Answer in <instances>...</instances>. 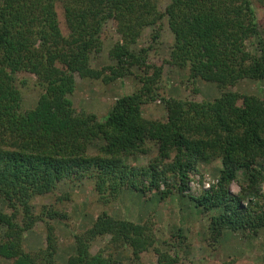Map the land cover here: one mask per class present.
<instances>
[{"label": "trees", "instance_id": "1", "mask_svg": "<svg viewBox=\"0 0 264 264\" xmlns=\"http://www.w3.org/2000/svg\"><path fill=\"white\" fill-rule=\"evenodd\" d=\"M256 4L264 10V0H171L164 7L160 0H0V257L8 264H116L113 253L92 250L97 238L109 235L114 249L131 248L134 261L152 255L156 264H192L182 256L188 246L181 229L164 250L151 221L107 211L74 234L75 249L61 261L51 220L68 214L53 204L38 211L33 201L62 184L87 181L104 203L125 189L158 192L162 199L173 189L184 195L191 173L216 160L218 182L188 195L212 212L210 244L227 230L258 235L264 228V98L233 89L247 79L264 84V23ZM166 24L173 41L169 57L159 59L154 44ZM108 27L119 35L109 51L113 63L97 68L92 56L103 50ZM147 29L146 45L136 48ZM166 64L188 69L189 97L167 95ZM23 72L43 88L26 110L17 86ZM76 74L105 84L134 76L139 86L100 119L74 108ZM199 80L215 83L220 94L202 97ZM156 100L163 101L166 120L144 115L143 105ZM140 156L148 162L127 161ZM39 222L47 226L45 244L27 250L25 236Z\"/></svg>", "mask_w": 264, "mask_h": 264}, {"label": "rangeland", "instance_id": "2", "mask_svg": "<svg viewBox=\"0 0 264 264\" xmlns=\"http://www.w3.org/2000/svg\"><path fill=\"white\" fill-rule=\"evenodd\" d=\"M171 0H160L161 6H166ZM258 20L264 23V10L256 4ZM151 29H147L139 43L135 45L140 48L146 45ZM104 39L103 50L92 56V65L101 68L106 64L113 63L109 57V51L119 39V35L108 27ZM172 33L165 25L164 31L158 43L154 44L155 56L159 59L169 57ZM255 47V46H254ZM163 84L166 87L167 95L179 98H186L192 94L188 82V69L171 67L168 64L164 68ZM24 73V72H23ZM18 79V88L22 95V109L33 108L43 92V88L37 83L36 76L24 73ZM201 96L206 99H213L220 94V90L213 82L198 81ZM139 86L134 76H127L109 84L100 80H92L80 77L76 74V88L70 95L73 106L78 112L95 113L100 119H104L109 108L116 99L122 95L130 94ZM242 93L255 94L264 98V84L260 81L243 80L235 87ZM144 115L151 118L166 120L167 110L162 100L146 103L143 105ZM132 164H146L148 156L130 157L127 159ZM221 161L199 165V170L191 173L189 189L186 194H180L176 189L167 198L162 199L158 192L148 193L145 196L136 191L125 189L116 200L104 203L94 191L90 181L84 184L71 187L62 184L55 192L34 199L37 210H41L43 204H53L56 208L65 211L68 219L51 220L59 243V259L66 261L68 256L75 249L74 234L90 227L97 216L107 211L117 217L127 218L136 222L151 221L157 236V246L168 250L169 246L165 240L181 229L186 236L187 253L183 252L192 261V264H210L212 261L222 264L235 259L234 264H264V228L258 235H244L242 232L226 231L213 245L208 240L209 220L212 212H205L203 207L191 200L188 195H200L218 182ZM210 187V188H211ZM240 185L233 182L231 191L239 192ZM68 194V198L64 196ZM47 226L43 222L36 224L33 232L25 236L27 250H36L45 244ZM110 236L99 237L93 242L92 250L97 252L105 249L107 253H113L116 264H156L155 258L151 255L145 261H134L132 250L129 247L114 249L109 244ZM0 264H8L0 257Z\"/></svg>", "mask_w": 264, "mask_h": 264}, {"label": "built area", "instance_id": "3", "mask_svg": "<svg viewBox=\"0 0 264 264\" xmlns=\"http://www.w3.org/2000/svg\"><path fill=\"white\" fill-rule=\"evenodd\" d=\"M206 187L210 188V187H211V184L208 183V184L206 185Z\"/></svg>", "mask_w": 264, "mask_h": 264}]
</instances>
